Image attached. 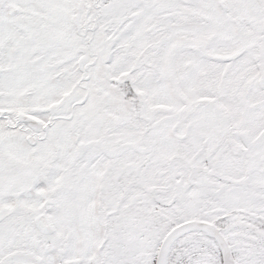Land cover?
<instances>
[{
	"label": "snow or ice",
	"instance_id": "snow-or-ice-1",
	"mask_svg": "<svg viewBox=\"0 0 264 264\" xmlns=\"http://www.w3.org/2000/svg\"><path fill=\"white\" fill-rule=\"evenodd\" d=\"M0 264H264V0H0Z\"/></svg>",
	"mask_w": 264,
	"mask_h": 264
}]
</instances>
